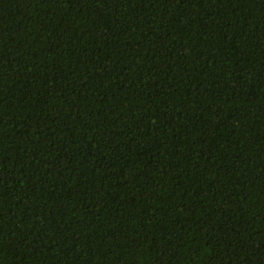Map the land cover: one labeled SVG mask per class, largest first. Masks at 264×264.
<instances>
[{
	"label": "trees",
	"instance_id": "trees-1",
	"mask_svg": "<svg viewBox=\"0 0 264 264\" xmlns=\"http://www.w3.org/2000/svg\"><path fill=\"white\" fill-rule=\"evenodd\" d=\"M0 264H264V0H0Z\"/></svg>",
	"mask_w": 264,
	"mask_h": 264
}]
</instances>
